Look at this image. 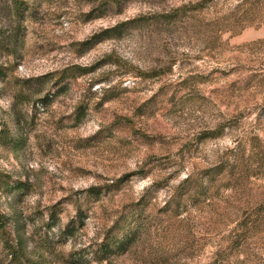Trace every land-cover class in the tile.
I'll use <instances>...</instances> for the list:
<instances>
[{"label":"rangeland","instance_id":"rangeland-1","mask_svg":"<svg viewBox=\"0 0 264 264\" xmlns=\"http://www.w3.org/2000/svg\"><path fill=\"white\" fill-rule=\"evenodd\" d=\"M0 264H264V0H0Z\"/></svg>","mask_w":264,"mask_h":264},{"label":"trees","instance_id":"trees-1","mask_svg":"<svg viewBox=\"0 0 264 264\" xmlns=\"http://www.w3.org/2000/svg\"><path fill=\"white\" fill-rule=\"evenodd\" d=\"M128 24H129L128 22L118 23L115 26L110 27V28L102 31V33L95 35L93 37V39L95 40V42H98L99 40H102L103 38H108V39L118 38L122 35L124 28H126V26ZM104 36H106V37H104ZM85 44H87V43H85Z\"/></svg>","mask_w":264,"mask_h":264}]
</instances>
